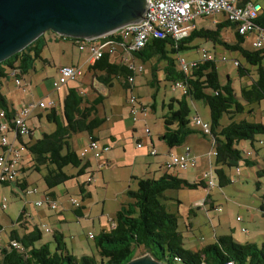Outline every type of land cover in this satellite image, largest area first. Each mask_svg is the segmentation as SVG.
<instances>
[{"label": "trees", "instance_id": "trees-1", "mask_svg": "<svg viewBox=\"0 0 264 264\" xmlns=\"http://www.w3.org/2000/svg\"><path fill=\"white\" fill-rule=\"evenodd\" d=\"M253 22L264 28V5L261 6V11ZM228 27L234 28V24L226 19L217 22L214 28L194 27L186 37L177 42L168 38L152 39L142 49L132 52L133 58L141 63L155 59L150 67L151 86L155 85V88L158 86L156 71L159 69L163 70L165 81L172 84L175 81H182L186 85V92L181 93L180 97H170L167 102H161L164 131L158 138L168 148L180 146L188 135L197 132L190 127L189 102L202 101L208 107L210 135L214 139L213 169L219 186L229 182L226 174L227 168L237 166L242 159L246 165L253 164L248 156L251 150L257 153L253 144L257 135L262 137L257 141L262 143L264 158V125L261 122H250L244 118L235 120L240 113H250L252 105L258 104L264 98V46L257 49L244 46V37L236 31L233 42L223 40L221 31ZM194 37L203 38L212 44L221 45L226 50L237 52L248 65L245 67L234 60L237 61L238 75H250L249 68L255 72V77L252 78L250 84L240 87L237 94L230 77H227L225 83H220L215 58L199 60L187 74L180 71L169 53L188 48L187 43ZM45 44L46 39L43 33L22 50L2 60L0 62V83L2 79H8L13 71L14 78L22 79L34 69L36 60L46 62L41 57ZM162 61L164 64L162 68H159L158 64ZM87 71L95 73L97 81L105 86H111L112 81L116 80L124 89L128 87L121 79L129 75L130 70L120 60H112L108 54H104L89 64ZM156 95L157 89L151 94L152 111L156 108ZM102 100L103 97L98 95L91 101H85L77 88L67 87L61 100L60 111L51 108L40 110L41 112L36 114L37 118H43L47 123L52 124V129L43 130L37 138L33 133L34 130L31 129L24 139H17L29 158L28 166L21 168V172L43 171L42 179L46 186L44 193L46 196L53 198L55 196L54 187L64 184L67 180L75 179L78 175L90 172L87 170L91 165L90 161L82 159L78 150L73 148L71 136L85 132L91 139L98 140L93 135L94 131L106 120L105 117L97 115V105ZM0 111H3L8 120L16 112V108L8 102L1 91ZM224 118L227 119L226 123L223 122ZM242 140H248L250 144V154L244 157L237 147ZM67 166L76 168V172H67ZM255 173L257 177L264 178V167H259ZM24 177L26 176L23 175L20 182L10 184L22 190L29 185ZM83 183L86 182L79 183L80 193L83 192ZM7 184L9 183L4 185ZM197 186L206 188L202 179L189 182L168 173H163L157 178H137L136 189L126 191L130 201L121 204L114 214V226L109 232L101 230L97 236H94L97 255L76 257L67 250L63 235L57 230L52 233L56 244L54 250H50L47 243L36 247L34 242L41 238V231L34 224L31 230L22 235H18L15 230L9 232L7 245L0 247V264H125L135 257L139 249H143L163 264H227L229 261L233 264H264V241L260 245L250 241L239 242L234 240L230 234H222L215 236L212 243L195 251L182 246L177 218L175 214L166 210L169 198L165 197L163 192L169 189H193ZM209 196L207 193L206 197L209 198ZM83 208L84 206L81 205L72 211L77 216H81ZM23 221L27 222V219L24 218L21 210L16 223L24 226ZM0 229H2L1 226ZM13 240L21 245L22 250L15 249L11 245Z\"/></svg>", "mask_w": 264, "mask_h": 264}, {"label": "rangeland", "instance_id": "rangeland-1", "mask_svg": "<svg viewBox=\"0 0 264 264\" xmlns=\"http://www.w3.org/2000/svg\"><path fill=\"white\" fill-rule=\"evenodd\" d=\"M255 1L261 6L264 5V0ZM220 16V13H215L211 17L199 18L195 22L199 25H203L205 28H214L215 23L210 21L212 18L218 19ZM223 18H219L218 21H223ZM44 37L46 39V44L42 49L41 57L44 59L46 58L49 63L45 64V62L41 60H36V73L31 70L21 79V85L24 86L25 90H22V86L18 87L14 83V78L11 76L8 79H2L0 83V91L9 99H12L14 103H17L19 95H22L23 99L26 101L30 98V93L33 95L30 83L28 82L30 78L34 80L35 77H41L42 79L40 81L47 86L50 91L49 94H52L54 92L52 78L56 76L54 65L68 63L70 59L68 53L70 51L73 53L76 51L72 47V41L66 36H61L47 30L44 32ZM221 37L227 42H233L235 39L233 30L229 27L224 28L221 31ZM187 45L188 48L179 50L178 52L169 53V55L173 57L175 62H177L178 56L183 57L188 61L198 57L201 58L203 50L208 51L215 57L220 83H225L227 77H230L232 86L237 94L240 87L250 84L252 78L255 77V72L252 68H249L251 70L250 75H238V66L234 65V60H237L245 67H248V65L244 63L240 55L235 51L226 50L219 44H212V42L205 41L203 38L199 37L192 38ZM246 47H248L247 44ZM62 49L65 50L64 53H62ZM114 57L118 58V60L120 58L119 54ZM222 57L225 59L222 60ZM154 62L155 59H152L150 62L143 64V73L137 74L135 78L134 92L138 94V101L140 103H145L148 109L147 115L141 116L140 119L145 120L146 125L150 129L151 138L154 141L155 146L153 147L159 152L163 147L162 144L158 145V134L163 130V122L161 119L163 109H161V102H167L170 97H180L182 92L180 89L174 88L171 82L164 80V72L162 69L156 71V77L159 80L157 88H155V85L150 86L148 84L151 78L150 67ZM163 62L164 61L158 64L159 68H162L164 64ZM85 74H89L86 84V95L84 96L85 101H91V99L96 98L98 95L107 94V96L103 97L102 102L97 105V115L105 117L106 119L102 124L103 127H105L99 130L102 134L107 133L106 129H109L110 123H113L114 121V131L118 132L121 136L118 142L119 144L114 145V148L112 149L113 151L111 150L110 152L108 150L110 152L108 155H111V160L107 163L103 161L105 164L99 167L96 162L98 158L93 157L90 152L81 154V148L87 144V136L85 132L73 134L71 136V144L76 145V149L82 159H88L91 162L90 167L94 171L92 170V172L89 170V173L78 175L75 179L67 180L64 185L61 184L54 187L53 191L56 194L55 200L57 202V209L55 210L50 209L47 203H44L42 206L34 205L37 196L42 199L43 193H45L46 186L42 179L43 171L36 172L34 170H28L25 175L29 187L35 190L32 194L25 193L14 184H0V203L3 202L6 206L3 209L0 205V226L2 227L0 245H7L8 234L12 229L16 230L19 235H22V232L25 229H22L23 227L16 223L17 217L22 210L25 218H27L26 226L28 230H31V225L37 221V224H44L46 227L53 228L54 231L56 229L61 232L67 250L76 257L82 255H97L94 247V239L88 238V232H92L94 236H97L101 231L99 225L100 222L98 221L108 222V217L112 216H107L109 215L107 213H112L122 199L127 200L126 203L130 201L127 195L123 194L122 190L124 182L132 171V168L129 166L131 165L130 157L136 151L141 153L139 149H135L136 146H134L137 139L136 137H148L141 133V122L136 123L137 132H133V135H130L127 130L123 131L125 124L128 123L127 108L125 105L124 107L122 105L125 103L127 93L124 91L120 82L114 80L112 81L113 84L111 86H105L97 81L96 75L92 71L85 72ZM73 83L74 81H69L66 86H61L53 93L59 95L58 102L62 100L66 88ZM155 89H157L156 108L155 111H152L150 107V103H152L151 94L155 93ZM38 96L39 95L37 94V97H35L36 100ZM109 103L114 105L113 112L115 111L114 113L117 114L114 115L116 118L111 117V109L108 108ZM194 104L199 105V108L201 109V112H197V114L203 120L208 122V107H206L202 101L193 100V102H189L191 116L196 111L194 109ZM60 106L61 105L58 106L57 111H60ZM35 111L41 112L40 110ZM121 111L122 116L117 117ZM242 118L250 122H261L264 125V98L261 99L258 104L252 105V111L250 113H240L235 117V120ZM111 119L112 121L107 123V120ZM223 122L226 123L227 119L224 118ZM49 126L51 128L53 127L52 124H49L46 121L39 122L35 116L31 117L30 127L32 129L35 127V129H33L35 136H38L40 131L42 132L47 129L49 131ZM190 127L199 131L195 132L198 137H203L201 131L193 124L191 119ZM77 138H80V142L77 141ZM194 138L195 137L192 136L190 141L193 142ZM261 138L260 135H257L256 140L253 143L257 153H255L254 150H251V154L248 156V158L253 161V164L246 165L243 159L240 160L237 164L240 172L238 174L235 173L237 166L227 168L226 174L229 182L221 186L216 184V186L211 189L214 206H209V199L206 197L210 190L202 186H197L193 189H169L163 192L164 196L169 198L166 204V210L175 214L177 218L178 231L182 236V246L185 249L195 251L204 245L212 243L215 236L222 234H231L233 239L239 242L253 240L257 245H260L261 242L264 241V211L259 208L260 203H264V178L257 177L255 173L259 167H264L263 152L261 149L262 143L257 141ZM208 139L210 143L205 146L207 152L209 149L211 151V139L209 137ZM141 144L143 147L145 146L142 141ZM249 146L250 144L248 140H242L237 145L241 150L243 157V148H248ZM171 149L174 153H179L178 150L181 148L180 146H177ZM155 157L156 156L150 158ZM207 157L204 159L205 162L208 160ZM209 159L211 163L208 167L207 165L201 164L198 160V163L196 161L195 168L191 167L185 170H179L177 168L167 169L163 164H158V169L153 178H157L163 173H168L172 175H186L189 182L198 181V176L196 175L200 169H204L205 167L207 168L206 170L213 168L214 153L210 154ZM66 171L69 173H75L76 168L67 166ZM134 171L137 172V176L142 175L137 166H135ZM89 175L91 176V180L88 183L86 182V185L89 183L91 184V197L84 194V192V195L81 194L76 185L77 181L85 179L89 177ZM132 177V179L129 177L131 183L128 188L135 190L137 187V184L135 183L136 176ZM71 198H74L80 206L85 200L86 209L84 208L83 210L84 215L77 216L72 211L74 208L70 202ZM199 199L202 200L198 201ZM195 201H198V203L195 204ZM202 201L204 203L200 205L199 203ZM59 210L62 211L60 215L65 219L62 222L56 221L57 216H60L58 213ZM37 213H40L41 220H39ZM236 217H239V220H237ZM108 224L110 223L108 222ZM241 226H243L246 231H242L240 229ZM42 243H47L50 250L55 249L56 244L53 240L52 233L50 232L41 231V238L34 242V246L37 247ZM147 254L148 253L143 249H139L136 251L135 257L146 258Z\"/></svg>", "mask_w": 264, "mask_h": 264}, {"label": "built area", "instance_id": "built-area-1", "mask_svg": "<svg viewBox=\"0 0 264 264\" xmlns=\"http://www.w3.org/2000/svg\"><path fill=\"white\" fill-rule=\"evenodd\" d=\"M261 11V5L249 0H145V11L141 19L136 23L124 24L117 29L100 36L79 39L69 38L76 44L80 51L87 53V60L93 63L104 54L115 56L119 54V60L130 70V74L122 78L121 81L127 84L126 103L129 110V118L132 124L138 123L141 116L147 115V107L138 101V97L132 92L135 76L143 71V64L136 63L132 52L142 49L152 39L168 38L175 42L186 37L194 28V21L199 18L220 13L226 20L234 24V30L246 40L247 46L252 49L264 46V28L254 24ZM63 36V35H61ZM249 44V45H248ZM213 55L203 50L201 58L185 60L178 56L176 62L180 71L187 74L191 67L195 66L199 60L213 59ZM222 60L225 58L222 57ZM237 64V61H234ZM58 76L52 80L54 90L67 84L69 81L79 79L82 76V66L63 65L57 68ZM14 76V71L10 75ZM14 78V77H13ZM14 83L22 90L21 79L14 78ZM174 88H178L182 93L186 92V85L182 81H175ZM60 105L55 97H46L35 104H21L16 108L15 114L8 120L3 111H0V184L20 182L23 176L21 172L22 160L26 153L23 146L17 141L18 138L24 139L31 132L29 119L35 110L57 109ZM193 124L199 128L201 133L211 139V153H214V139L210 135L209 123L199 115L191 116ZM144 134L149 135L148 126L143 128ZM135 146L141 148V141H137ZM110 149L108 144H103L99 140L91 139L81 148V154L90 152L93 157L99 158L104 152ZM244 156L250 154L249 147L243 148ZM147 153L156 155L157 150L151 146L147 148ZM196 155L191 152L189 146L184 147L181 153L168 152L163 165L165 168H177L185 170L195 167ZM240 170L236 167L235 173ZM217 175L213 168H209L202 174V180L207 189H211L217 184ZM91 176L86 179L90 182ZM27 194L35 192L31 187L26 186L22 189ZM73 208H79L80 204L74 199H70ZM47 203L50 209H57L55 199L45 196L34 201V205L42 206ZM204 203H199L200 205ZM1 208H5V203H0ZM204 205V204H203ZM216 209V207H215ZM219 210V209H218ZM239 220V217L236 218ZM111 227L114 226V218L108 217ZM40 231L53 233V228L46 227L44 224H35ZM0 229V237H1ZM242 231H246L241 228ZM88 238H94L92 232H88ZM11 245L18 250H22L17 241H11ZM176 261L177 258H175ZM227 264H233L232 261Z\"/></svg>", "mask_w": 264, "mask_h": 264}, {"label": "water", "instance_id": "water-1", "mask_svg": "<svg viewBox=\"0 0 264 264\" xmlns=\"http://www.w3.org/2000/svg\"><path fill=\"white\" fill-rule=\"evenodd\" d=\"M142 15L131 16L121 0H0V62L47 30L86 39L136 23ZM125 264L163 263L147 254Z\"/></svg>", "mask_w": 264, "mask_h": 264}, {"label": "crops", "instance_id": "crops-1", "mask_svg": "<svg viewBox=\"0 0 264 264\" xmlns=\"http://www.w3.org/2000/svg\"><path fill=\"white\" fill-rule=\"evenodd\" d=\"M250 1H252V2H256V3H258L257 1H255V0H250ZM221 16L219 17V18H223L224 16L222 15V14H220ZM212 16V15H211ZM211 16H208V17H211ZM205 18V17H204ZM218 18V19H219ZM217 18H212L211 19V21L210 22H213V23H217V22H221V21H218V19L216 20ZM223 20H225V18H223ZM194 27L195 28H200V27H203V25H199L198 23H196L195 21H194ZM230 28V27H229ZM232 30H233V33L235 32V30H234V28H231ZM73 44H72V47L76 50L74 53L73 52H69L68 53V57L70 58L69 59V61H68V63H63V64H58V65H54V67H55V71H56V76L55 77H53L52 78V80L53 79H55L57 76H58V73H57V68L58 67H60V66H63V65H71V66H82V69H83V75L79 78V79H76V80H73L74 81V83L71 85V86H69V87H75V88H77L78 90H79V92L83 95V96H85L86 95V89H87V86H86V84H87V78H88V76H89V74H85V72H88L87 71V66L89 65V64H92L91 62H89L88 60H87V53L85 52V51H80L79 49H78V47L76 46V44L74 43V42H72ZM246 40H245V42H244V46H246ZM62 51V53H64L65 52V50L64 49H62L61 50ZM199 58V57H198ZM198 58H196V59H198ZM111 59L112 60H118V58H116V57H114V56H111ZM152 59H154V58H152ZM151 59V60H152ZM45 60H46V62H45V64H48L49 63V61L45 58ZM151 60H149V61H147V62H150ZM135 62L136 63H141L138 59H135ZM146 63V62H145ZM142 64H144V63H142ZM36 71H37V62H35V67H34V69H33V72L34 73H36ZM141 73H143V71L141 72ZM139 74V73H138ZM34 75H36V74H34ZM30 76H31V74H30ZM135 78H136V76H135ZM42 78L40 77V78H38V77H35V79L34 80H32V78H30L29 80H28V82L30 83V87H31V89H32V91H33V95H31V93H30V98H28V100L26 101L25 99H23V96L22 95H19V97L17 98V103H14L13 102V100L12 99H9L6 95V99L8 100V102H10L15 108H17V107H19L21 104H35L36 102H38V101H40V100H42V99H44V98H46V97H55L56 99H58L59 100V95L57 94V95H55V94H53L55 91H57V90H54V92L52 93V94H49V89L47 88V86L42 82V81H40ZM69 83V82H68ZM67 83V84H68ZM67 84H65V85H63V86H66ZM148 84L150 85V81L148 82ZM151 86V85H150ZM134 88H135V79H134V85L132 86V92L133 93H135L134 92ZM124 91H126V93H128V91L126 90V89H124ZM37 94L39 95L38 96V98H37V100L35 99V97H37ZM126 95V94H125ZM135 95L138 97V94H136L135 93ZM100 96H102V97H104V96H107V94H102V95H100ZM127 96V95H126ZM94 99V98H93ZM93 99H91V100H93ZM61 102V101H60ZM143 104H145V103H143ZM123 105V107H124V105L126 106V108H127V118H128V123L127 124H125V126H124V130L123 131H125V130H127L128 132H129V134L130 135H133L132 133L133 132H137V127H136V124H132L131 123V121H130V118H129V110H128V105H127V103H126V99H125V103L124 104H122ZM113 104L112 103H109V106H108V108H110L111 109V117H113V118H116V117H114V115H117L116 113H114L113 112ZM122 107V108H123ZM194 109L196 110L195 111V113L194 114H192V116H194V115H198L197 114V112H201V109L199 108V105H196V104H194ZM39 111H35V112H33L32 113V115L30 116V119H29V125H30V123H31V117H33V116H35L36 117V114L38 113ZM119 116H122V111H121V113L117 116V117H119ZM37 118V117H36ZM37 120L40 122V121H44L45 122V120L43 119V118H37ZM110 121H112V119L111 120H107V123H109ZM139 122H141L142 123V128H141V133H143V135H145L144 134V131H143V128H144V126H146V122H145V120L143 119V120H140ZM105 127V126H104ZM103 127V125H101L97 130H95L94 131V136H96V138L99 140V142H101V143H103V144H108L109 145V147H110V149H109V151L111 152V150L114 148V145H118L119 143V140H120V134L118 133V132H116V131H114V121H113V123H110V125H109V129H106V131H107V133H105V134H102L101 132H100V130L99 129H101V128H104ZM32 129V128H31ZM33 129H35V127L33 128ZM32 129V130H33ZM52 128L49 126V130H51ZM43 130V129H42ZM48 130V129H47ZM46 130V131H47ZM99 130V131H98ZM164 131V128H163V130L158 134V136L162 133ZM198 131V130H197ZM127 132V133H128ZM199 132V131H198ZM40 133H41V131H40ZM40 133H39V135L38 136H36V138L37 137H39L40 136ZM86 134V133H85ZM128 135V134H127ZM203 137L202 138H200V137H198L197 135H196V133H194V134H190V135H188L186 138H185V140H184V142L180 145V150H178V152L179 153H181V152H183L184 151V147L185 146H189L190 147V149H191V152L193 153V154H195L196 155V160H197V163H198V160H199V162H201V164H203V165H207V167L210 165V159H209V156L210 155H208L209 154V151H210V149H209V151L207 152V149H205V146H207L208 145V143H210L209 142V139H208V136H205V135H203V134H201ZM86 136H87V142H88V139H89V136L86 134ZM192 136L193 137H195L194 138V141L193 142H191L190 140H191V138H192ZM147 137L148 138H146V137H140V136H137L136 138V141H135V144H136V142L137 141H142V143H144L145 144V146L143 147H141V148H136L135 147V149H139V151L141 152V153H138L137 151L130 157V159H131V161H130V163H131V165H129L130 166V168H132V171L129 173V175H128V178L126 179V181L124 182V184H123V188H122V190H123V194H125L126 195V191H127V189H129L128 188V186L130 185V183H131V180L130 179H132L133 177L132 176H136L135 178H136V184H137V178H145V177H143V176H150V177H154V175H155V172H156V170L158 169L157 168V166H158V164H160V165H162L163 163H164V161L166 160V158H167V153L168 152H173L172 151V149L171 148H168L166 145H165V143L162 141V140H160L159 138V144L158 145H160V144H162L163 145V147L161 148V150L158 152L157 151V154L156 155H154V156H156L155 158H150V157H154V156H151L150 154H148L147 153V148H149V147H151V146H155L154 145V141H153V139L151 138V134H150V129H149V135H147ZM77 141H79L80 142V138H77ZM86 142V143H87ZM72 146L74 147V149H76V145H74V144H72ZM135 146V145H134ZM210 148H211V144H210ZM245 148H247V147H245ZM77 150V149H76ZM123 150H124V148H123ZM109 151H107V152H105V153H103L102 155H101V157H102V159H101V157L100 158H98L97 159V165H99V167H101V166H103L105 163H103V161L104 162H108V161H110L111 160V155H108V153H110ZM113 151V150H112ZM107 154V155H106ZM139 156V157H138ZM208 156V157H207ZM147 157V158H146ZM205 157H207L208 158V160H207V162H205ZM29 158H28V156H27V154L25 153L24 154V157H23V161H22V168L24 169V168H26L27 166H28V164H27V160H28ZM90 164H91V162H90ZM135 166H137L138 167V170L142 173V175L141 176H137V172H135L134 171V168H135ZM195 168V167H194ZM207 168L205 167L204 169H200V171H198V174L196 175V176H198L197 178V180H200V179H202V174L205 172V170H206ZM88 171L90 170V171H92L93 169H91V167H89L88 169H87ZM94 171V170H93ZM92 171V172H93ZM23 175H26V173H23ZM91 175V174H90ZM89 175V176H90ZM176 176H178V177H181V178H183V179H186L187 180V178H186V175H176ZM129 177H130V179H129ZM25 178V177H24ZM88 178V177H87ZM87 178H85V179H82V180H80V181H77L76 182V185H77V187H78V191H79V183H81V182H86V179ZM26 181H27V179H26ZM188 181V180H187ZM28 182V181H27ZM62 185H64V184H62ZM90 183L88 184V185H86V183H83V192H84V194H86V195H88V196H90L91 197V189H90ZM212 189V188H211ZM80 192V191H79ZM83 192L81 193V194H83ZM55 193V192H54ZM83 194V195H84ZM209 198H207V199H209V206H214V199H213V197H212V192H211V190H210V192H209ZM46 195L43 193V198L45 197ZM50 197V196H49ZM41 197H38L37 196V198L35 199V200H38V199H40ZM52 198V197H51ZM53 198H55L56 199V194H55V196L53 197ZM200 200H202V199H199L198 201H200ZM198 201H195V204H197L198 203ZM205 201V200H204ZM127 202V200H125V199H122L120 202H119V204H118V206L115 208V210L112 212V213H107V214H109V215H107V216H112V217H114V214H115V212L120 208V206H121V204H125ZM203 202V201H202ZM201 203V202H200ZM82 206H84V208L86 209V205H85V200L83 201V203L81 204ZM84 208L82 209V215H84ZM259 208L262 210V211H264V203L263 202H261L260 203V206H259ZM103 211V210H102ZM61 210H59L58 211V213H59V215L61 214ZM101 214H103V213H101ZM111 214H113V215H111ZM31 216H32V214H31ZM37 216H39V220H41V218H40V213H37ZM61 216V215H60ZM57 216V218H56V221L57 222H62V221H64L65 219L61 216ZM101 216H103V215H101ZM24 218H25V215H24ZM237 218V217H236ZM27 219V218H26ZM98 222H100L99 223V225H100V229L101 230H104V231H106V232H109V230L111 229V225L110 224H108V222L107 221H105V222H102V221H98ZM23 223V225L24 226H22L23 228L22 229H25L23 232H22V234L24 233V232H27V231H29L28 229H27V226H26V223L27 222H25V221H23L22 222ZM37 223V221H35L31 226H33L34 224H36ZM241 228H243V226H241L240 227V229ZM12 230H14V229H12ZM56 230V229H55ZM11 231V230H10ZM9 231V232H10ZM16 231V230H15ZM16 233H17V231H16ZM18 234V233H17ZM19 235V234H18ZM231 235V234H230ZM232 236V235H231ZM247 241H250V242H255V241H253V240H247ZM1 243V242H0ZM0 247H1V245H0Z\"/></svg>", "mask_w": 264, "mask_h": 264}, {"label": "flooded vegetation", "instance_id": "flooded-vegetation-1", "mask_svg": "<svg viewBox=\"0 0 264 264\" xmlns=\"http://www.w3.org/2000/svg\"><path fill=\"white\" fill-rule=\"evenodd\" d=\"M121 7L130 10L131 16L137 17L145 11V0H121Z\"/></svg>", "mask_w": 264, "mask_h": 264}]
</instances>
